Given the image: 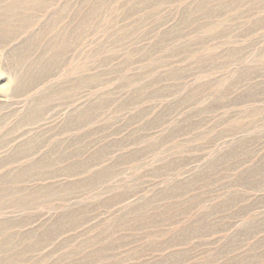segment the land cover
<instances>
[{
    "label": "rangeland",
    "instance_id": "374dc122",
    "mask_svg": "<svg viewBox=\"0 0 264 264\" xmlns=\"http://www.w3.org/2000/svg\"><path fill=\"white\" fill-rule=\"evenodd\" d=\"M11 4L0 264H264V0Z\"/></svg>",
    "mask_w": 264,
    "mask_h": 264
},
{
    "label": "bare ground",
    "instance_id": "6f19581e",
    "mask_svg": "<svg viewBox=\"0 0 264 264\" xmlns=\"http://www.w3.org/2000/svg\"><path fill=\"white\" fill-rule=\"evenodd\" d=\"M39 3L41 2V0H37ZM45 1V0H44ZM44 3H42L41 4V6L43 5ZM8 8H6L4 11H2L1 13H0V40L1 41H4V42H6L8 39L7 38H9L11 35L10 34H12V33H10L11 32V30H10V16H11V13H13L14 12V9L16 8L13 4H11L10 6H7ZM34 9V8H33ZM11 38V37H10ZM54 61V60H53ZM54 63V62H53ZM46 65H48V66H51L52 65V63H46ZM33 69L35 70V66H33ZM33 69L30 71L31 72V74H27L26 75V81L27 82H29V89H31L34 85H36V83L37 82H40L39 80H37V77H40V76H45V74H47L48 73V71L50 70L49 68H43V69H41L42 70V72H41V70L40 71H33ZM35 73H37V74H35ZM22 80V79H21ZM4 81V80H3ZM13 84V82H12V80L10 81H8L7 82V84H6V86H10V85H12ZM25 89V88H24ZM28 89V90H29ZM28 93V92H27ZM58 94V93H57ZM23 95H25V94H23ZM45 95V94H44ZM43 96V95H42ZM45 99H47L46 97H44ZM49 98V97H48ZM48 100V99H47ZM36 106H39L40 107V104H39V102H37L36 103ZM37 109H39V108H37ZM34 111V110H33ZM38 113H39V111H38ZM83 116V115H82ZM27 118V117H26ZM25 118V119H26ZM83 121L84 119H80V121ZM79 121V122H80ZM25 122H26V120H25ZM77 122H78V120H77ZM83 123V122H82ZM27 124V123H26ZM79 124V123H78ZM1 142V141H0ZM5 143V142H4ZM4 143H2V144H4ZM6 143H8V142H6ZM12 143V142H11ZM6 145V144H5ZM4 145V146H5ZM42 145V144H41ZM3 145H1V148L2 147H4ZM19 146V145H18ZM41 147V146H40ZM34 148H36V147H34ZM39 148V147H38ZM38 151L39 150H34L33 151V153L34 154H37L38 153ZM19 155L18 154H16V156H18L19 158H22L21 156H22V154L23 153H26V150H25V148H21L20 150H19ZM28 153H31V151H29ZM16 156H14L13 157V159L12 160H14L15 158H16ZM27 156H29V155H27ZM50 156V155H49ZM52 156V155H51ZM61 158V157H60ZM16 160H17V158H16ZM54 161V160H53ZM14 162V161H13ZM46 162H47V160L45 159V157L44 158H42V159H40V160H38L35 164H36V167L35 168H37V169H43L44 168V166H45V164H46ZM49 162H51V160H49ZM54 162H58V163H60L61 162V159H60V162L59 161H57V160H55ZM53 162V163H54ZM52 163V164H53ZM31 165V164H30ZM51 165V164H50ZM54 166H56L55 164H54ZM52 167V166H51ZM30 168H34V166L32 165ZM50 168V167H49ZM79 169L80 168H78L77 166L76 167H74V170H75V173L74 174H77V172L79 171ZM53 170V169H52ZM72 172H74L73 170H71ZM44 173H45V171H44ZM49 173H51V172H49ZM37 175V174H36ZM46 175H49V174H46ZM24 176V175H23ZM27 176V175H26ZM38 176H40V174L38 175ZM42 176V175H41ZM33 177V176H32ZM32 177L30 178V179H32ZM56 177V176H55ZM26 178V177H25ZM27 178H28V176H27ZM27 178L25 179V181L23 182L25 185H23V186H21L19 189L21 190V191H11L12 193H14L15 195H18V197H21V199H22V197H24V196H26V197H34V196H36V195H40L42 192H46V191H44V186H39L36 190H34L32 193L34 194L33 196H28V195H25V194H23V192L25 193V188L27 187V184L28 183H25L26 182V180H27ZM29 179V178H28ZM45 179V176L44 177H42L40 180L42 181V180H44ZM40 180H38V181H40ZM23 181V180H22ZM21 182V181H20ZM22 183V184H23ZM16 184H18V183H16ZM21 184V183H20ZM74 185V184H73ZM23 187V188H22ZM45 190H47V189H45ZM59 192V191H58ZM31 193V194H32ZM55 193H57V192H55ZM21 199H20V201H21ZM32 200V199H31ZM18 201V200H17ZM25 202H27L26 200H25ZM24 204V203H23ZM22 205V204H21ZM30 205V204H29ZM20 208H24V207H20ZM17 209H19V208H17ZM28 223H26V225H27ZM3 226H1L0 228L1 229H3V232H5V233H3V234H5L6 235V237L4 238L6 241H8V243L9 244H12L14 241H16V236H15V233L14 232H12L11 230L14 228V227H19L20 225H22V224H20V221H9V222H4V224H2ZM11 229V230H10ZM15 229V228H14ZM18 229V228H17ZM30 233H32V232H27V235H23V239L24 240H28V241H30L31 239H33V241H32V243H34L35 242V240H34V237H33V234L34 233H32L31 235H29ZM23 240V241H24ZM2 250H3V244L2 243H0V252H2Z\"/></svg>",
    "mask_w": 264,
    "mask_h": 264
}]
</instances>
